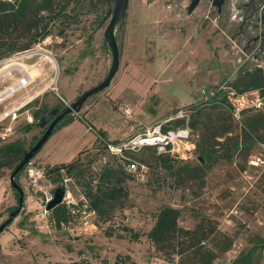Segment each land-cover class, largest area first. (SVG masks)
Segmentation results:
<instances>
[{
  "label": "rangeland",
  "instance_id": "obj_1",
  "mask_svg": "<svg viewBox=\"0 0 264 264\" xmlns=\"http://www.w3.org/2000/svg\"><path fill=\"white\" fill-rule=\"evenodd\" d=\"M114 2L54 0L53 11L39 17L40 27L48 22L49 35L28 49L0 54L2 65L10 56L15 59L13 64L19 63L4 67L5 73L11 71L5 76L17 79L18 69L29 70L31 76L30 84L2 103L0 111L22 94L41 92L33 103L20 108L16 119L0 120V146L19 140L28 150L45 132L34 111L40 110L41 117L53 108H65L106 77L112 55L104 41V30ZM189 3L130 0L126 18L116 28L121 57L117 74L107 89L89 97L80 113L66 124L77 119L91 126L97 137L94 129L105 130L111 142H136L140 137L155 136L159 126L161 131L171 126L170 130L183 131L184 136L173 138L164 158L155 148L139 150L131 143L133 150L128 156L142 157L146 165L139 170L133 167L134 176L119 173L116 187L123 189L126 206L113 207V218L108 222L100 221L94 212L86 219L71 217V221L57 226L51 210L44 213L42 190L61 187L63 180L55 183L43 179L34 186L26 165L18 175L24 205L0 233V264H170L148 238L157 213L166 205L181 210V226L195 228L203 222L230 238L232 246L226 251L223 240H219V254L212 264H264V164L251 163L255 155L264 158V105L250 108L238 118L232 108L219 101L220 97H212L220 84L239 85L259 61L242 57V45L231 36L236 20L220 38L219 28L210 20L216 17L215 11L208 13L210 22L200 26L201 15L187 14ZM199 6L206 11L210 3L202 0ZM36 32L20 40L29 42ZM190 106L199 109L189 116H178L181 108ZM126 107L132 108L130 115ZM28 122L34 124L27 132ZM66 125L54 130L47 142ZM9 127L12 130L3 139ZM75 133L69 132V136ZM47 142L31 160L34 165L41 166L37 156L48 150ZM105 144L103 140L83 152L81 169L70 175L75 197L87 198L86 187L107 161L126 168L121 153ZM14 165L5 160L0 168V200H6L5 188H12ZM13 194L15 206L18 203ZM12 207L2 214L0 225L9 218ZM126 227L140 237L134 239ZM109 230L114 232L112 236L106 235ZM211 232L210 238L217 236ZM173 258L174 264H194L186 255Z\"/></svg>",
  "mask_w": 264,
  "mask_h": 264
},
{
  "label": "trees",
  "instance_id": "obj_2",
  "mask_svg": "<svg viewBox=\"0 0 264 264\" xmlns=\"http://www.w3.org/2000/svg\"><path fill=\"white\" fill-rule=\"evenodd\" d=\"M53 5L54 0H0V54L10 55L17 51L28 49L34 43H37L39 40L48 36L50 33L48 29V22L40 27L39 17H45L43 12H52ZM33 30H37V32L32 35L34 38H32L29 42L23 43L20 39L25 37L27 33H31ZM16 33L17 36L14 37ZM10 38L12 40H9ZM235 86L241 92L258 88L264 89V73L262 69L260 67H256L254 70L249 71L245 78H243L242 82ZM214 96L217 98L220 97L219 101L225 103L229 108H231L227 99L221 93L212 95V97ZM31 103H33V101H31L30 104ZM189 108L192 110L190 114H193L197 111V109H199H193L192 106ZM40 114V110L33 112L34 118H40ZM73 119L74 118H69L61 122L57 128L66 125ZM178 122L179 120H177V123ZM33 124V122H28L25 125V131H30L33 128ZM170 128L171 126H164L162 131L166 133L170 131ZM94 130L98 135V139L93 146L103 140L106 142V147H108L109 143H122L107 140V133L105 130ZM93 146L84 148L79 153L78 157L69 163L45 165L44 167L46 168L47 177L51 181L57 183L62 179L63 174L70 177V175L79 171L82 167L81 156L83 152L89 150ZM147 148H155L160 155L159 157L164 158L165 155L169 154V151L159 152L157 145H143L140 146L139 150ZM28 150L25 149L22 142L19 140L3 143L0 146V168L4 166L5 160L12 161L15 163L11 170L12 173ZM130 150H133V148L129 147L123 149L121 153L126 162V168L123 164H117L115 166L114 163L107 161L105 165L100 168V170L95 172L94 178L91 182H89L85 189V195L87 196L90 210H93L102 222L112 220L113 216L111 215V209H113V207L116 205H119L120 207L126 206V200H123L121 196L123 189L116 187V183L118 179H120L118 176L119 173L134 176L135 172L132 170L133 167H136L139 170L141 165H146V159L142 157L140 160L129 157L127 153H132ZM202 150L209 152L207 148H202ZM201 159L202 161H205L206 157L202 155ZM17 181L20 184L18 177ZM95 182L96 184H94ZM12 188L15 192L17 203L19 204L20 192L17 188H14L13 186ZM124 194L128 197L127 191H125ZM18 204L13 206L10 209V212L15 210L18 207ZM65 206L60 204L51 210V218L59 227L62 225V222L67 223L72 217L70 216V211ZM180 215L181 210L179 208L169 205L163 206L157 213L155 223L148 233V238L156 245V248L165 253L166 261L168 263H175V259L173 258L174 255H186L187 259L191 260L194 264H212L219 254V240H223V243L225 244L223 250L225 251L230 249L232 246L230 238L222 231H212L213 227L210 224L206 225L203 222H199L195 228H185L181 226L179 224ZM15 218H13L10 223ZM125 229L133 233L134 239H138L140 237V234L138 232H134L132 228L126 227ZM208 232L215 233L214 235L217 236H212L210 238ZM113 234L114 232L112 230L106 231L107 236H112ZM208 242H211L213 247L209 246Z\"/></svg>",
  "mask_w": 264,
  "mask_h": 264
},
{
  "label": "built area",
  "instance_id": "obj_3",
  "mask_svg": "<svg viewBox=\"0 0 264 264\" xmlns=\"http://www.w3.org/2000/svg\"><path fill=\"white\" fill-rule=\"evenodd\" d=\"M7 1H14V0H7ZM264 4V2H263ZM13 60L14 57L10 56L7 57L5 61V65H2V61H0V73L1 69H3L6 66H13ZM258 66L262 68L264 71V61H261L258 63ZM20 73L19 79L10 85L7 89L1 91L0 90V103L5 101L7 98L12 96L13 94L17 93L20 89L27 87L30 84L31 76L30 73L25 69H18ZM11 72L10 70L4 74L0 75V79L5 76V74H9ZM263 88L258 89H252V90H246L241 92L235 85L229 84V83H223L218 86V88L212 93V95L221 93L226 99L230 107L232 108L234 114L236 117L241 118V115L244 111L250 109V108H261L264 105V93ZM22 106H11L7 108L3 112V119L11 118L12 120L16 119L18 117V111L20 110ZM126 113L129 115L132 113V108L126 107ZM191 108H181L178 111L179 117H185L189 116L191 113ZM92 129V127H90ZM158 135L160 139L156 142H138V141H127L122 142L120 144H113L109 143L108 148L115 152V153H122L123 149L132 147L131 143H134V146H143V145H157L159 152H167L169 151L170 144L174 142L173 138L176 136L182 137L184 136L183 131L178 130V132L174 130H170L166 133L161 131V126L158 127ZM12 128H7V131L5 134H3L2 138L5 139L11 131ZM151 133V132H150ZM150 136V135H149ZM140 137V136H139ZM141 138V137H140ZM139 138V139H140ZM251 163L253 165L259 166L264 164V158L261 156H254V158L251 160ZM26 167L27 175L30 179V182L34 186H38L43 179H48L46 174V168L44 166H36L30 161ZM62 183L61 187L65 189V194L63 198V204L66 205L68 210L71 213V216L73 219H77L78 217H83L86 219L91 213H94L93 210H90L89 204L87 201V198L84 196H81L80 198H77L73 195L71 190V183L72 178L67 176L66 174H63L62 176ZM54 191L55 188H48L43 189V203H44V213L47 214V204L49 201H51L54 197ZM71 221V220H70ZM64 225V223L62 222Z\"/></svg>",
  "mask_w": 264,
  "mask_h": 264
},
{
  "label": "water",
  "instance_id": "obj_4",
  "mask_svg": "<svg viewBox=\"0 0 264 264\" xmlns=\"http://www.w3.org/2000/svg\"><path fill=\"white\" fill-rule=\"evenodd\" d=\"M189 1L190 3L187 6V13L191 14L195 10V8L200 4L201 0H189ZM211 1H212V5L217 6L219 11L221 12L225 0H211ZM129 3L130 0H115L114 8H110L109 10L108 16H110L111 18L104 30V41L106 45L110 48L112 55V63L106 77L97 85L85 90L75 101H73L70 104H67L66 108L51 122V124L47 127L44 134L37 140V142L33 146H31V148L25 154L23 159L20 161V163L11 173L10 175L11 185L14 188H17V190L20 192V199H19L18 207L12 212H10L9 218L6 219L0 225V233L8 226L10 221L20 213L24 205V198H25L24 189L17 181V177L19 173L36 156L39 150L44 146V144L50 138V136L52 135L53 131L55 130V128L59 123H61L65 118L75 117L78 113H80L83 104L89 97L104 91L111 85L113 78L115 77V75L119 70L120 62H121L120 48L117 40L116 28L122 21L125 20ZM262 21L264 22V16ZM59 110H60L59 108L53 109L51 111V115L56 114L57 112H59ZM48 121L49 119L47 118L46 115L41 116L39 120V126L42 128L45 127ZM64 194H65V189L63 187L55 188L54 197L51 201L48 202L47 210L50 211L56 206L62 204Z\"/></svg>",
  "mask_w": 264,
  "mask_h": 264
},
{
  "label": "crops",
  "instance_id": "obj_5",
  "mask_svg": "<svg viewBox=\"0 0 264 264\" xmlns=\"http://www.w3.org/2000/svg\"><path fill=\"white\" fill-rule=\"evenodd\" d=\"M200 6H197L195 10L192 12L193 15H201V24L200 26L203 25V23L210 22L207 19L210 18L208 13L212 12V10L215 11V18L210 19L213 20L215 25L219 28L220 32L217 33V36L222 38L223 36L227 35V31H229L230 25L232 26V22L235 21V15L236 11L232 9L231 10V5L229 2H227L226 8L223 10V13H219L216 8H214L211 4L209 9L206 11L202 10ZM191 13V14H192ZM188 14V13H187ZM190 15V14H188ZM229 19V22H228ZM231 23V24H229ZM234 25V24H233ZM202 28V27H200ZM232 33V38H233ZM242 57H246V60L250 59L249 57L241 54ZM253 59V58H252ZM264 60V59H263ZM260 61V60H258ZM259 63V62H257ZM258 65V64H257ZM259 67V66H257ZM262 69V68H261ZM29 72V70H27ZM263 71V70H262ZM30 73V72H29ZM264 73V71H263ZM201 76V74L197 75ZM20 77V76H19ZM14 79L13 76H4L0 79L1 86L0 90L3 91L7 89L10 85L15 83L18 79ZM22 90V89H20ZM19 90V91H20ZM41 92H38L34 95L31 93L28 95L22 94L16 101L12 102L11 104L5 105L4 109L0 111V120L3 119V112L9 107V106H28L30 105L31 101H34ZM14 95L10 96L9 98L13 97ZM9 98H7L5 101L1 102L0 105L4 102H6ZM91 126L84 125L83 123L79 122L77 119L74 120V122L70 123L69 125H66L62 127L55 135L54 139L51 141V139L47 142L49 144L48 150H43L45 152H41L39 157L40 160V165L45 166L47 164L55 165V164H61V163H69L75 158L78 157L79 153L84 149V148H89L93 146V144L97 141L98 137L93 135L91 132ZM106 129V128H104ZM73 131H76L74 136H69V132L73 133ZM53 138V137H52ZM51 141V142H50ZM7 190V197L6 200H0V218L4 214L8 208L14 206V190H9L8 188H5ZM27 214V212H24V214Z\"/></svg>",
  "mask_w": 264,
  "mask_h": 264
},
{
  "label": "flooded vegetation",
  "instance_id": "obj_6",
  "mask_svg": "<svg viewBox=\"0 0 264 264\" xmlns=\"http://www.w3.org/2000/svg\"><path fill=\"white\" fill-rule=\"evenodd\" d=\"M208 1L212 5V1ZM227 2L231 5L230 12H232V9L236 11L235 20L237 22V27L233 34V39L236 40L237 44L239 43L242 45V54L249 58H253L254 60H260L259 63L264 61V22L262 21L264 16V0H225L221 12L217 6H212L216 8L219 13H223V10L227 6ZM56 108L60 109L56 114L51 115V111L55 108L45 114L49 119L45 127H43L45 128V131L51 122L66 107ZM67 119L69 118H65L63 121Z\"/></svg>",
  "mask_w": 264,
  "mask_h": 264
},
{
  "label": "bare ground",
  "instance_id": "obj_7",
  "mask_svg": "<svg viewBox=\"0 0 264 264\" xmlns=\"http://www.w3.org/2000/svg\"><path fill=\"white\" fill-rule=\"evenodd\" d=\"M52 59V58H51ZM13 65H17V66H19V63H14ZM13 67V66H12ZM5 72H4V68L3 69H1V73H0V75L1 74H4ZM152 135H150V136H147V137H145V138H142L141 137V139H139L140 141H138V142H156V141H158L159 139H160V137L158 136V135H153L152 137H151Z\"/></svg>",
  "mask_w": 264,
  "mask_h": 264
}]
</instances>
